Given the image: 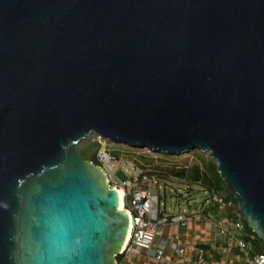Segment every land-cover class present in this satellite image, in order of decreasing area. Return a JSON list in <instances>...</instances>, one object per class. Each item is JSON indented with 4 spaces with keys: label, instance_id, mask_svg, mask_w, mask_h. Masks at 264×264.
I'll return each instance as SVG.
<instances>
[{
    "label": "water",
    "instance_id": "obj_1",
    "mask_svg": "<svg viewBox=\"0 0 264 264\" xmlns=\"http://www.w3.org/2000/svg\"><path fill=\"white\" fill-rule=\"evenodd\" d=\"M93 133L210 150L264 242V0H0V264H115L132 216Z\"/></svg>",
    "mask_w": 264,
    "mask_h": 264
},
{
    "label": "built area",
    "instance_id": "obj_2",
    "mask_svg": "<svg viewBox=\"0 0 264 264\" xmlns=\"http://www.w3.org/2000/svg\"><path fill=\"white\" fill-rule=\"evenodd\" d=\"M97 140L100 147L95 164L105 172L111 187L124 190L123 208L130 211L133 222L126 244L115 254V264H138L137 258L140 255L158 264H210L206 258L207 246L219 254L227 251L230 254L232 243L244 252L246 264H264V253H251L249 241L236 233L241 234L245 230L241 212L233 221L217 219L214 215L205 213L204 205V208L196 211L167 212L161 208V196L143 184V181H151L160 187L161 179L155 173L142 170L138 173L135 164H130L122 156L112 155L109 140L100 135ZM146 150V153L153 154L151 150ZM118 168L125 171L128 179L118 180ZM208 201L218 202L221 210L233 204L217 193H209ZM200 223L214 229V241L204 238L192 227ZM191 253L195 255L196 261Z\"/></svg>",
    "mask_w": 264,
    "mask_h": 264
},
{
    "label": "trees",
    "instance_id": "obj_3",
    "mask_svg": "<svg viewBox=\"0 0 264 264\" xmlns=\"http://www.w3.org/2000/svg\"><path fill=\"white\" fill-rule=\"evenodd\" d=\"M94 151L92 154H85L81 150L84 159L90 160L96 163V153L100 147V143L95 139L90 145ZM110 151L114 156H122L127 161H133L138 165L139 169L143 172L155 173L161 180L168 181L170 179H177L183 181L184 183L189 184L191 189V184H199L202 186L203 190L209 193H218L226 201H232L233 204L226 209L221 210L218 202H212L211 205L205 207L204 212L210 214L211 207L215 205L216 209L219 212H216L214 216L219 217V214L225 211L227 213L225 218L222 220H235L240 214V211L237 206V200L231 194L226 184L220 177L217 171V162L210 158H206L203 153H200L199 150L195 149L186 154L182 155H166L162 153H153L154 156L159 158L161 161L158 165V162L154 160L152 153H139L134 151V149H111ZM202 155V156H200ZM185 156V157H183ZM183 157L184 159L176 161L177 158ZM222 190H226V196L221 194ZM217 210V211H218ZM243 219V216H241ZM245 230L239 234V237L249 241L251 246V253L262 252L264 253V242L256 235V233L249 227L247 222L243 219ZM238 249V248H236ZM209 256V255H208ZM223 257L221 254L211 253L210 261L211 264H219L222 261Z\"/></svg>",
    "mask_w": 264,
    "mask_h": 264
},
{
    "label": "rangeland",
    "instance_id": "obj_4",
    "mask_svg": "<svg viewBox=\"0 0 264 264\" xmlns=\"http://www.w3.org/2000/svg\"><path fill=\"white\" fill-rule=\"evenodd\" d=\"M98 135L99 134L97 133H93L90 138L81 140L78 144V149L81 150L85 154H88V155L92 154L94 149L92 146H88V145H90L95 139H97ZM108 143L111 145L110 146L111 149H115V148L124 149V150L129 149L128 146L124 144L114 143L112 141H108ZM134 151H137L139 153L147 152L145 148L144 149L136 148V150ZM199 151L200 153H203L206 158L215 160L209 156V152L201 151V150ZM151 152L156 153L155 151H151ZM154 155L155 154H152V156L154 157V160L158 162L156 165H158L160 163L159 161L161 160L155 157ZM183 157L177 158L176 161L178 162L179 160L184 159ZM128 162L130 164H135L133 161H128ZM135 165L137 166V172L139 173L141 169H139L137 164ZM116 173H117L118 180L123 181V180L128 179V175L125 173V171L118 168L116 170ZM160 182H161L160 187L158 185L152 184L151 181H143V184L148 185L151 191L158 193L161 196V201H162L161 208L167 212L176 213L179 210L180 211L182 210L196 211V210H200L203 207V205L204 207H207L208 205L212 204L210 203V201L207 202V199L209 197V192L204 191L202 186H200L199 184L192 183L191 189H190L189 184L184 183L183 181H180L177 179H170L168 181L161 180ZM219 192H221L223 196H226L227 194L226 190H222ZM216 208L217 207H215V205L212 206L210 214L214 215L216 212H219V210ZM226 215L227 213L223 211L222 213L219 214V217L225 218ZM201 224L204 225V223H201ZM236 233L239 235L238 232ZM230 248H231L230 250L231 253L229 254L227 251L224 254L225 258H223L222 264H246L244 252L241 251L239 248L236 249L237 247L234 245V243L230 245ZM206 249H207L206 258L210 261L211 253L213 252L214 254H216L217 251L215 249L212 251L211 249H209V247H207Z\"/></svg>",
    "mask_w": 264,
    "mask_h": 264
},
{
    "label": "crops",
    "instance_id": "obj_5",
    "mask_svg": "<svg viewBox=\"0 0 264 264\" xmlns=\"http://www.w3.org/2000/svg\"><path fill=\"white\" fill-rule=\"evenodd\" d=\"M192 227L194 229H197L196 231H198L199 234L202 235L204 238L206 237V238H208V240H212V241H214V239H216V233H215L214 229H211V227L209 228L208 225H205V224L202 225L200 223L199 225H193ZM207 247H209V249H211L212 251L214 250L210 246H207ZM191 255L193 256L194 260L196 261L195 255H193V253H191ZM221 255H222L223 258H225L224 257V253H222ZM137 262H138V264H158L155 261H153V260H151L149 258H146V256H144V255H140L137 258ZM220 263L221 264L223 263V259H222V261ZM188 264H194V263L192 262V263H188ZM210 264H211V261H210Z\"/></svg>",
    "mask_w": 264,
    "mask_h": 264
},
{
    "label": "bare ground",
    "instance_id": "obj_6",
    "mask_svg": "<svg viewBox=\"0 0 264 264\" xmlns=\"http://www.w3.org/2000/svg\"><path fill=\"white\" fill-rule=\"evenodd\" d=\"M207 152L210 153V150ZM118 194H119V201H120V209L124 207V190L123 189H118Z\"/></svg>",
    "mask_w": 264,
    "mask_h": 264
}]
</instances>
